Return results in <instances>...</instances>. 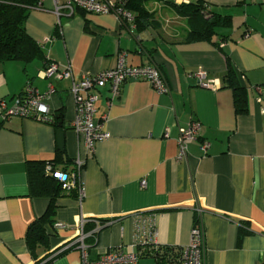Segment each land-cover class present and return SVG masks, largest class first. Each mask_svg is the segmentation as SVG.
<instances>
[{
    "label": "crops",
    "instance_id": "1",
    "mask_svg": "<svg viewBox=\"0 0 264 264\" xmlns=\"http://www.w3.org/2000/svg\"><path fill=\"white\" fill-rule=\"evenodd\" d=\"M198 1L230 17L231 27L217 30L211 41L184 43L188 26L171 4ZM142 5L154 26L131 30L111 14L75 9L56 15L53 1L41 0L24 27L44 59L0 63V101L12 106L27 82L41 94L50 84L56 92L47 105L55 117L63 116L64 132L61 152L56 119L55 126L19 117L0 123V264L35 261L25 234L48 200L29 197L27 164L55 161L54 171L70 173L77 157L85 160L79 175L83 194L56 200L49 250L57 255L51 264H81L73 244L80 224L88 258L95 260L116 249L137 252L149 243L151 219L155 245L183 248L197 217L204 264L264 260V0H143ZM119 54L128 66H155L168 93L132 80L112 100L108 86L100 89L94 122L109 138L87 156L83 140L69 126L74 117L70 80L40 74L53 63L69 67L78 81L112 68ZM228 65L245 88L242 114L222 81ZM196 72H204L213 87L199 85ZM192 122L200 124L199 137L178 161L179 129ZM203 141L209 144L205 154L199 150ZM241 228L248 234L238 240ZM45 253L38 249L37 258Z\"/></svg>",
    "mask_w": 264,
    "mask_h": 264
},
{
    "label": "built area",
    "instance_id": "2",
    "mask_svg": "<svg viewBox=\"0 0 264 264\" xmlns=\"http://www.w3.org/2000/svg\"><path fill=\"white\" fill-rule=\"evenodd\" d=\"M54 12L59 15L61 11H67L70 14L74 10H79L88 14L113 15L121 24H129L131 30L135 29L133 15L125 5L130 0H52ZM186 2L187 0H180ZM42 79L54 78L57 81L70 80L69 92L74 101V117L69 126L72 132L83 140L84 150L87 156L91 155L97 143L107 140L109 135L102 129L100 124H95L97 93L100 89L108 86L110 100L119 95L121 86L127 81H147L152 88L159 94L168 93L160 71L155 66L131 67L125 63L124 54L117 55L116 64L109 69L101 70L93 75L83 76L75 81L72 77L71 69L59 68L53 63H48L40 74ZM194 78L197 83L204 87H213L210 80L207 79L204 72H196ZM56 90L52 85H48L45 93H39L31 83L27 82L21 93L17 96L14 104L10 107L4 101H0V123L9 120L12 117L23 119L38 120L53 124L55 115L50 113L47 101L55 94ZM105 116H102L104 119ZM200 124L192 122L185 128L179 129L177 139L178 156L177 160H184L186 157L187 146L197 141L200 132ZM209 147L208 142L203 141L199 144V150L205 154ZM83 159L77 157L74 160V170L70 173L54 171L51 164L46 163L44 169L46 173L54 177L62 184L65 193L71 190H77L79 197L82 196V186L79 182V175L84 165ZM140 186L145 188L144 180ZM56 228H64V225L57 224ZM150 238L149 243L155 245L154 221H149ZM86 236L82 231V224L77 237L74 239V246L80 253L81 264H138L140 257L137 252L125 253L121 249L99 256L95 260H90L87 254V247L84 244ZM73 246V245H72ZM70 248V247H69ZM67 248V249H69ZM52 250L51 252H53ZM204 233L199 217L195 220L189 236L187 246L180 248V253L176 259L172 257L160 258L157 264H204ZM57 253L53 252L46 258H38L32 264H51ZM264 264V260L260 262Z\"/></svg>",
    "mask_w": 264,
    "mask_h": 264
},
{
    "label": "trees",
    "instance_id": "3",
    "mask_svg": "<svg viewBox=\"0 0 264 264\" xmlns=\"http://www.w3.org/2000/svg\"><path fill=\"white\" fill-rule=\"evenodd\" d=\"M142 1L130 0L125 5V8L133 15L137 30L154 26L153 15L144 9ZM40 2L41 0H0V63L7 61L28 63L44 59L41 47L27 35L24 27L29 12L39 8ZM171 8L187 23L188 31L184 43L211 41L217 35V30L231 27L230 17L211 12L201 1L178 5L171 4ZM121 24L127 26L124 21ZM222 81L233 92L236 113L246 112V93L240 82L238 72L228 65ZM47 163L51 164L52 167L55 165V161ZM45 165L46 163L27 164L29 197H41L48 200L44 213L28 225L25 234L26 244L35 261L38 259V249L46 252L43 258L55 252V250L53 252L49 250V239L54 236L53 224L57 209L56 200L63 194H67L54 175L51 172H45ZM76 193L77 190L73 189L68 194ZM247 234L248 232L241 228L238 240ZM137 250L140 259L150 258L154 264H157L160 258L172 257L176 259L180 253V248L153 246L151 243L140 245Z\"/></svg>",
    "mask_w": 264,
    "mask_h": 264
},
{
    "label": "water",
    "instance_id": "4",
    "mask_svg": "<svg viewBox=\"0 0 264 264\" xmlns=\"http://www.w3.org/2000/svg\"><path fill=\"white\" fill-rule=\"evenodd\" d=\"M55 119L57 120L56 123V143H57V149L59 151H63L64 147V132L62 130L63 125V116L62 115H56Z\"/></svg>",
    "mask_w": 264,
    "mask_h": 264
},
{
    "label": "rangeland",
    "instance_id": "5",
    "mask_svg": "<svg viewBox=\"0 0 264 264\" xmlns=\"http://www.w3.org/2000/svg\"><path fill=\"white\" fill-rule=\"evenodd\" d=\"M139 264H154L152 259H140Z\"/></svg>",
    "mask_w": 264,
    "mask_h": 264
}]
</instances>
